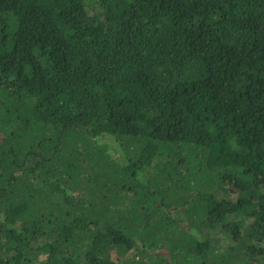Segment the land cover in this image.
I'll use <instances>...</instances> for the list:
<instances>
[{
  "label": "trees",
  "instance_id": "16d2710c",
  "mask_svg": "<svg viewBox=\"0 0 264 264\" xmlns=\"http://www.w3.org/2000/svg\"><path fill=\"white\" fill-rule=\"evenodd\" d=\"M0 264H264V0H0Z\"/></svg>",
  "mask_w": 264,
  "mask_h": 264
}]
</instances>
